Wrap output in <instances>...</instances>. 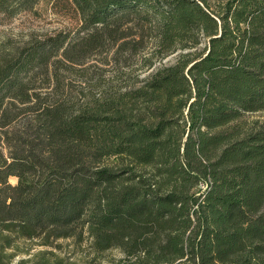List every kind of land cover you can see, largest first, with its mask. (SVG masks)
<instances>
[{
    "label": "trees",
    "instance_id": "1",
    "mask_svg": "<svg viewBox=\"0 0 264 264\" xmlns=\"http://www.w3.org/2000/svg\"><path fill=\"white\" fill-rule=\"evenodd\" d=\"M42 1L79 25L0 49V264L62 240L121 254L107 264H264V0H0V17ZM96 56L98 80L63 79ZM134 66L149 75L125 84Z\"/></svg>",
    "mask_w": 264,
    "mask_h": 264
},
{
    "label": "rangeland",
    "instance_id": "2",
    "mask_svg": "<svg viewBox=\"0 0 264 264\" xmlns=\"http://www.w3.org/2000/svg\"><path fill=\"white\" fill-rule=\"evenodd\" d=\"M78 25L79 22L75 15L55 7L52 2L42 1L32 12H23L7 20L0 17V49L9 50L14 46L43 41L58 33L76 31ZM205 47L206 45L201 49ZM102 59V57L96 56L89 59L84 66H76L70 72L63 71V79L67 83L73 84L76 90L82 89L85 86V82L98 80L101 70L107 68L102 64ZM178 59V55L171 56L161 64H158L156 69L164 67V65H173ZM135 69L134 66L131 69L124 70L127 73L125 74V84L129 81L130 75L134 81L138 77L142 79L149 75V73L143 74L135 71ZM112 75L114 76L115 74ZM86 91L89 92L88 90ZM263 116L258 115L255 117L264 119ZM10 183L16 185L17 180L12 178ZM21 247L24 253L19 255L12 264H19L21 260H26L27 263L25 264H107L108 260L121 257L118 251H112L104 254L101 259H94L95 256L90 249L89 240L80 245H77L74 240H62L57 242L55 247H42L37 242L25 243ZM44 260L46 262H43Z\"/></svg>",
    "mask_w": 264,
    "mask_h": 264
}]
</instances>
